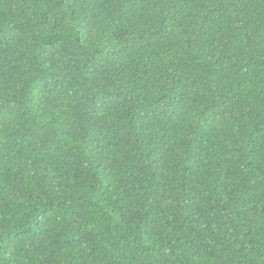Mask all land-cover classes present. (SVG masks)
I'll use <instances>...</instances> for the list:
<instances>
[{"label":"trees","instance_id":"1","mask_svg":"<svg viewBox=\"0 0 264 264\" xmlns=\"http://www.w3.org/2000/svg\"><path fill=\"white\" fill-rule=\"evenodd\" d=\"M0 264H264V0H0Z\"/></svg>","mask_w":264,"mask_h":264}]
</instances>
